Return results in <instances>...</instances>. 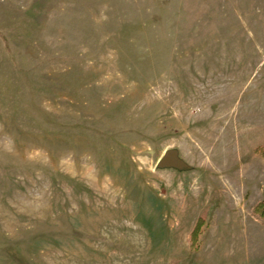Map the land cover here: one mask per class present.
<instances>
[{
    "label": "rangeland",
    "instance_id": "rangeland-1",
    "mask_svg": "<svg viewBox=\"0 0 264 264\" xmlns=\"http://www.w3.org/2000/svg\"><path fill=\"white\" fill-rule=\"evenodd\" d=\"M259 146L264 0H0V264H264Z\"/></svg>",
    "mask_w": 264,
    "mask_h": 264
},
{
    "label": "trees",
    "instance_id": "trees-1",
    "mask_svg": "<svg viewBox=\"0 0 264 264\" xmlns=\"http://www.w3.org/2000/svg\"><path fill=\"white\" fill-rule=\"evenodd\" d=\"M255 154L260 155L264 158V147L259 146L254 150ZM254 213L257 215L258 218L262 219L264 221V205L262 203L257 204L254 207ZM203 226V220L198 219L195 223V226L190 234V244L194 246L199 238L201 228Z\"/></svg>",
    "mask_w": 264,
    "mask_h": 264
},
{
    "label": "water",
    "instance_id": "water-1",
    "mask_svg": "<svg viewBox=\"0 0 264 264\" xmlns=\"http://www.w3.org/2000/svg\"><path fill=\"white\" fill-rule=\"evenodd\" d=\"M160 164L162 166H179L180 162L178 161L174 151H168L161 157Z\"/></svg>",
    "mask_w": 264,
    "mask_h": 264
}]
</instances>
